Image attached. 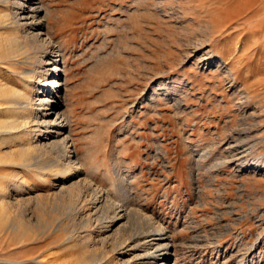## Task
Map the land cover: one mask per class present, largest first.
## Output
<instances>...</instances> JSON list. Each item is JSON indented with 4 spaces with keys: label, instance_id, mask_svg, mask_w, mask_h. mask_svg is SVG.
I'll return each mask as SVG.
<instances>
[{
    "label": "rangeland",
    "instance_id": "374dc122",
    "mask_svg": "<svg viewBox=\"0 0 264 264\" xmlns=\"http://www.w3.org/2000/svg\"><path fill=\"white\" fill-rule=\"evenodd\" d=\"M33 1L84 197L54 198L25 172L28 200L7 198L14 168L0 166V264L100 251L63 241L81 231L70 213L91 186L165 227L175 264H264V0ZM19 8L0 0V78L31 96Z\"/></svg>",
    "mask_w": 264,
    "mask_h": 264
},
{
    "label": "bare ground",
    "instance_id": "6f19581e",
    "mask_svg": "<svg viewBox=\"0 0 264 264\" xmlns=\"http://www.w3.org/2000/svg\"><path fill=\"white\" fill-rule=\"evenodd\" d=\"M13 3L20 6L19 13L13 11L14 27L20 31L23 39L28 41L29 49L34 52V62L31 63L33 67L26 72L36 78V81L25 80V87L32 88L30 96L25 90L10 88L0 78V100H4V103L0 104V166L8 165L14 168L10 177L11 185L6 192H12V195L7 198L22 193V199L28 200L24 196L25 188L31 187L30 180L34 178L33 175L23 174L28 172L35 173L40 180L51 183L54 188L50 195L54 198L77 195L78 200L82 201L83 193L79 188L83 181L80 177L81 165L69 147L70 135L64 131V114L57 95L62 86L59 61L48 49L45 38L40 36L41 15L38 12L42 8L36 6L33 0H13ZM35 14L39 16L38 21L30 19L31 15ZM17 41L14 35L10 49L18 44ZM41 42L47 46L46 49L41 47ZM47 56L49 59H46ZM51 92H54L53 96ZM19 146L22 148H17ZM90 188L93 195H89L91 197L88 199L86 197L78 210L70 213L73 222H76L77 212L83 214L78 224L81 231L76 236H67L63 241L71 244L69 247L75 244L99 243L103 248L86 253V256L83 254L81 258L71 259L73 254H69L70 258L59 264H175L169 250L172 242L165 227L156 221H147L148 217L143 214L133 215L134 212L124 204H108L106 199L98 194L97 187ZM86 209L89 211L86 212ZM132 218L135 219L133 224L130 221ZM91 225L94 229L98 228L95 237L90 235ZM86 234L91 237L83 239ZM53 246L56 247V244ZM41 260L36 263L40 264ZM25 261L32 260L27 258Z\"/></svg>",
    "mask_w": 264,
    "mask_h": 264
}]
</instances>
